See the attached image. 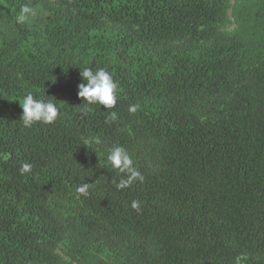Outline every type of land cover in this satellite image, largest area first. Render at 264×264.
I'll return each instance as SVG.
<instances>
[{"label":"trees","instance_id":"trees-1","mask_svg":"<svg viewBox=\"0 0 264 264\" xmlns=\"http://www.w3.org/2000/svg\"><path fill=\"white\" fill-rule=\"evenodd\" d=\"M230 2L0 0V264H264V0ZM29 92L54 123L22 126ZM117 145L143 176L121 190Z\"/></svg>","mask_w":264,"mask_h":264},{"label":"clouds","instance_id":"clouds-1","mask_svg":"<svg viewBox=\"0 0 264 264\" xmlns=\"http://www.w3.org/2000/svg\"><path fill=\"white\" fill-rule=\"evenodd\" d=\"M36 10L30 2L21 6L16 16V22L23 24L27 20L36 16ZM80 76L83 83L78 85V97L83 100L85 107L93 105H102L106 109H112L118 101V84L113 76L105 68L93 70L85 67L80 70ZM22 116L20 122L24 128H31L36 123L52 124L58 119L59 108L55 99H44L38 97L32 92L26 94L20 101ZM139 109L138 104L129 105V112L135 114ZM116 112H110L109 119L115 120ZM107 160L114 170L125 174L118 183H115L117 190L127 188L134 180L143 181V176L135 169L133 159L129 152L122 146H113L109 149ZM31 165L24 164L22 172H29ZM90 185L83 183L76 188L78 194L88 195ZM133 209H139L140 202L133 200L131 203Z\"/></svg>","mask_w":264,"mask_h":264},{"label":"rangeland","instance_id":"rangeland-1","mask_svg":"<svg viewBox=\"0 0 264 264\" xmlns=\"http://www.w3.org/2000/svg\"><path fill=\"white\" fill-rule=\"evenodd\" d=\"M231 4H232V0H231V2H230ZM229 23H228V25L226 26V28H227V30H230L233 26H232V20H231V18H230V15H229Z\"/></svg>","mask_w":264,"mask_h":264}]
</instances>
